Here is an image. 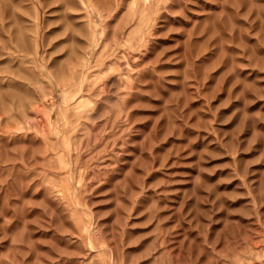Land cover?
Wrapping results in <instances>:
<instances>
[{"label": "rangeland", "instance_id": "1", "mask_svg": "<svg viewBox=\"0 0 264 264\" xmlns=\"http://www.w3.org/2000/svg\"><path fill=\"white\" fill-rule=\"evenodd\" d=\"M0 264H264V0H0Z\"/></svg>", "mask_w": 264, "mask_h": 264}]
</instances>
